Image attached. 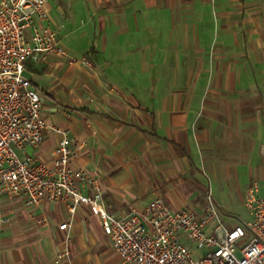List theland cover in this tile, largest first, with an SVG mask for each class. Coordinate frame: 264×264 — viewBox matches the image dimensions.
<instances>
[{
    "label": "crops",
    "instance_id": "0c3cea01",
    "mask_svg": "<svg viewBox=\"0 0 264 264\" xmlns=\"http://www.w3.org/2000/svg\"><path fill=\"white\" fill-rule=\"evenodd\" d=\"M205 1L65 0L58 10L66 9L68 23L59 26L74 45L63 44L69 57L27 64L46 122L72 140L73 167L91 172L117 217L157 197L167 201L179 187L199 188L197 169L208 161L235 182V194L264 180V0ZM63 137L48 130L40 160L51 162ZM32 212L41 216L32 218L38 227L15 229ZM1 213L9 223L0 264H90L89 252L111 242L88 207L67 230L59 227L72 217L61 202L29 207L4 197ZM64 247L70 256L56 263Z\"/></svg>",
    "mask_w": 264,
    "mask_h": 264
},
{
    "label": "built area",
    "instance_id": "2783aa9c",
    "mask_svg": "<svg viewBox=\"0 0 264 264\" xmlns=\"http://www.w3.org/2000/svg\"><path fill=\"white\" fill-rule=\"evenodd\" d=\"M49 6L48 0H0V234L9 223L1 213L4 197L20 198L29 207L55 201L64 203L72 217L60 230L70 229L77 210L88 207L101 219L124 264H264V180L247 192L250 220L243 224H227L211 199V189L202 214L173 210L163 197L124 217L108 212L96 179L88 170L73 167L72 140L48 125L43 96L25 75L32 60L68 56ZM50 129L64 137L53 160L46 162L37 152ZM87 185H93V193H84ZM209 224L214 227L208 234ZM69 241L67 236L65 242ZM193 246L204 254L196 256ZM69 256L64 247L55 262Z\"/></svg>",
    "mask_w": 264,
    "mask_h": 264
},
{
    "label": "rangeland",
    "instance_id": "374dc122",
    "mask_svg": "<svg viewBox=\"0 0 264 264\" xmlns=\"http://www.w3.org/2000/svg\"><path fill=\"white\" fill-rule=\"evenodd\" d=\"M49 4L54 7L53 11V17H55V20L57 21V25H66L67 19H68V12L65 13L66 9L63 8V10H58V7L60 5V2H64L65 0H48ZM204 3L208 4L209 0H206ZM209 9V8H208ZM210 10V9H209ZM212 11H208L207 15V23H210V15ZM71 19H74L71 18ZM83 18L79 15L75 18L76 22L80 23ZM71 20L70 22H72ZM164 27H166V21L164 19ZM60 33H62V30H60ZM166 40V37H163V41ZM62 43L64 45L68 44V46L73 47L72 42L70 38L63 39L62 37ZM78 53L80 51L76 50ZM80 57V56H79ZM29 154H32V150H29ZM217 166L224 167L227 165V161H214ZM208 166H203L201 169L198 168V173H200L199 180L201 182V185L199 188L194 187H188L183 188V190H180L179 187V193L176 192L167 194V201L170 204L171 208L174 210H190L195 211L200 214H202L209 202V191L212 190L211 199L216 203V205L220 208L221 214H223L225 217H230L228 220V223L233 225L237 224H243L244 222H247L250 220V216L248 213V210L245 207V202L247 198V192L243 189H239V192L237 194L234 193V181L232 179H227L225 176L222 175V172L220 168L218 169H211L209 165L211 166V162L208 161ZM250 165V164H249ZM243 168L244 172H248L249 168L243 164L239 165V170ZM240 174V172H239ZM247 178L250 174H246ZM242 176V174H240ZM239 177V176H238ZM252 186V185H250ZM245 191V192H244ZM148 201L150 200V196H148ZM26 219L31 218L30 223L27 225H21V219L17 221V225L15 226V229L18 230H25L28 228H37L38 226H34V220L32 219L33 216L36 219L35 222H38L40 217L35 212H32L31 214L25 215ZM35 224V223H34ZM41 228H43L42 225H40ZM214 225H208L206 228V232L209 234ZM26 231V230H25ZM241 245V244H240ZM193 250L196 256L203 255L204 250H197L195 246H193ZM90 255V264H124L121 262L119 256L114 252V250L111 247V242L107 238L106 241L101 242L98 247L91 250L89 252ZM238 255L241 256L240 251H238Z\"/></svg>",
    "mask_w": 264,
    "mask_h": 264
}]
</instances>
